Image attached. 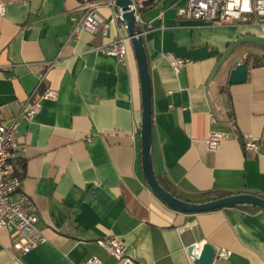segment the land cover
<instances>
[{"label":"crops","instance_id":"0c3cea01","mask_svg":"<svg viewBox=\"0 0 264 264\" xmlns=\"http://www.w3.org/2000/svg\"><path fill=\"white\" fill-rule=\"evenodd\" d=\"M141 1L137 19L150 74L158 182L193 202L207 192L264 197V46L240 44L209 79L229 43L264 37V24L184 19L177 9L186 0ZM0 4V123L18 118L23 148L15 170L45 236L21 254L0 228V264H70L92 255L100 264H116L97 243L108 236L121 237L136 264H193L188 247L203 241L229 251L211 264H264V209L181 212L146 184L133 49L126 42L123 61L105 52L127 36L112 8L100 10L105 32L70 36L71 18L82 14L78 0ZM169 55L185 61L175 68ZM243 61L245 81L229 84L230 69ZM48 89L56 90V99L42 97ZM34 103L38 112L21 117ZM211 132L222 135L215 151L205 142ZM247 139L256 141V150L244 151Z\"/></svg>","mask_w":264,"mask_h":264},{"label":"built area","instance_id":"2783aa9c","mask_svg":"<svg viewBox=\"0 0 264 264\" xmlns=\"http://www.w3.org/2000/svg\"><path fill=\"white\" fill-rule=\"evenodd\" d=\"M128 9L137 11L143 6L141 0H131ZM103 7L113 9L112 19L118 21L123 10L117 8L116 0H78L80 18L72 17L69 35H76L80 30L90 33L105 32L108 24L104 22L100 10ZM5 11L0 4V15ZM179 17L184 19L204 20L213 23L234 24H264V0H186V3L177 9ZM127 36L111 41L105 52L113 55L118 61L126 56ZM172 65L177 68L184 63V59L168 56ZM41 80L38 82L40 85ZM46 99H56L54 89L46 90L43 95ZM39 110V103L31 104L24 109L21 117L30 119ZM18 118L0 123V228L6 229L13 236L14 250L25 254L45 240V236L36 227L38 215L36 207L28 194L21 190L22 179L16 174L15 161L19 157V150L23 146L19 142L17 132ZM222 139L219 133L211 132L205 139L210 151H215ZM244 151L256 150L257 143L247 139L242 144ZM97 243L111 256L116 264H136L127 253L126 245L119 236H108L97 240ZM229 251L225 248L216 250V257H228ZM101 260L92 255L84 260L70 264H100Z\"/></svg>","mask_w":264,"mask_h":264},{"label":"water","instance_id":"95a60500","mask_svg":"<svg viewBox=\"0 0 264 264\" xmlns=\"http://www.w3.org/2000/svg\"><path fill=\"white\" fill-rule=\"evenodd\" d=\"M131 0H116L117 8H121L119 22L125 26L127 37L133 49L136 66L140 80L141 91V123H140V147L143 175L146 184L161 198L170 208L187 213H197L214 209L233 207L237 205H251L264 209V197L252 193H237L213 198L203 202H193L180 199L165 189L157 180L151 155V87L150 74L147 62L145 47L143 44L142 28L136 17L134 9H128ZM255 43L264 46V37L254 35H243L229 43L222 52L215 64L209 79H212L220 66L230 54L243 43ZM247 63L245 61L236 64L230 69L228 83H241L246 79ZM188 253L193 258V264H211L215 258L216 249L208 242H201L199 245L191 244Z\"/></svg>","mask_w":264,"mask_h":264},{"label":"trees","instance_id":"16d2710c","mask_svg":"<svg viewBox=\"0 0 264 264\" xmlns=\"http://www.w3.org/2000/svg\"><path fill=\"white\" fill-rule=\"evenodd\" d=\"M153 1L154 0H146L145 5L151 4ZM16 174H17V170H16ZM224 195L225 194L217 193V192H207V193L201 194V199L199 201H194V202H203V201H207V200L213 199L215 197H221ZM187 201H191V200H187Z\"/></svg>","mask_w":264,"mask_h":264},{"label":"clouds","instance_id":"9594fccd","mask_svg":"<svg viewBox=\"0 0 264 264\" xmlns=\"http://www.w3.org/2000/svg\"><path fill=\"white\" fill-rule=\"evenodd\" d=\"M245 5H247V0H245Z\"/></svg>","mask_w":264,"mask_h":264}]
</instances>
